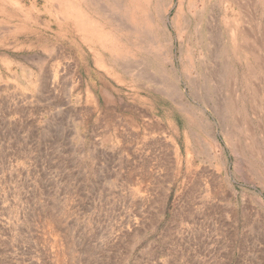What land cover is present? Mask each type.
Instances as JSON below:
<instances>
[{"label":"rangeland","instance_id":"374dc122","mask_svg":"<svg viewBox=\"0 0 264 264\" xmlns=\"http://www.w3.org/2000/svg\"><path fill=\"white\" fill-rule=\"evenodd\" d=\"M249 1L0 0V51L110 134L104 167L81 145L56 167L1 145L0 264H264V0ZM106 82L155 110L99 118ZM166 136L171 190L152 196L163 166L136 150Z\"/></svg>","mask_w":264,"mask_h":264},{"label":"crops","instance_id":"0c3cea01","mask_svg":"<svg viewBox=\"0 0 264 264\" xmlns=\"http://www.w3.org/2000/svg\"><path fill=\"white\" fill-rule=\"evenodd\" d=\"M21 57L19 54L0 51V148L1 145L4 148H21L26 151L25 155L26 153L35 155L36 151H42L43 155L52 158L54 167H56V160L63 155L65 144L69 143L71 149L74 150L81 145L84 146L82 156L92 158V165L96 163L104 167L106 165L104 158L109 151L106 149L107 138L110 136L107 128L100 125L87 133L82 127L83 121L77 117L73 118L71 110L68 115L63 116V105L56 85H51L48 91L44 88L38 92V84L32 80L30 67L23 62ZM88 78L91 84H96V80H101L99 76L96 77L93 74H90ZM70 84H72V79ZM110 87L111 84L108 85L107 82L102 87L105 95L104 107L87 106V110L97 111L99 118H102L103 114L105 116L115 111L119 117L123 115L125 119L126 110L140 109L148 112L156 108L154 100L148 95L134 94L128 99L133 103H127L125 94L119 92L116 95L110 91ZM99 120L102 121V119ZM124 130L123 128L122 132L125 135ZM66 132L68 133L65 135ZM121 138L122 135L119 132L117 150L114 151H117L118 157L123 156L124 158L126 147L121 146ZM160 140L158 148L151 146L136 150V154L140 156L139 164L143 168L153 164L163 166L160 172L156 171L150 176V179L156 183L150 192L152 196H167L171 190L168 182L172 181V174L167 167L172 166L174 162L173 144L170 143L168 146V136L161 137ZM163 152H165V157H162ZM73 156H77L76 151ZM152 160L155 162L152 163ZM86 164L88 166V162ZM117 165L119 166L117 169L122 165L125 170V160L122 163L118 162ZM54 171L56 172V168ZM82 179L85 181L93 179L88 169Z\"/></svg>","mask_w":264,"mask_h":264},{"label":"bare ground","instance_id":"6f19581e","mask_svg":"<svg viewBox=\"0 0 264 264\" xmlns=\"http://www.w3.org/2000/svg\"><path fill=\"white\" fill-rule=\"evenodd\" d=\"M248 1H249V0H248ZM257 1H258V0H257ZM249 2H250V1H249ZM251 2H252V1H251ZM236 3H237V0H236ZM241 3H242V2H241ZM249 5H250V3H249ZM252 5H253V4L251 3L250 7H252ZM243 6H246V7H247L246 4H243ZM243 6L240 5V7H241L240 10H241L242 12H243V9H244ZM258 6H259V5H258ZM261 6H262V5H261ZM122 7H123V6H122ZM250 7H249V8H250ZM120 8H121V7H120ZM249 8H248V9H249ZM245 9H246V8H245ZM248 9H246V10H248ZM259 9H260V8H259ZM253 10H254V9H253ZM124 11H125V10H124ZM131 13H132V12H131ZM249 14H250V13H249ZM161 16H162V15H161ZM161 16H160V17H161ZM243 16H244V15H243ZM243 19H244V18H243ZM247 20H248V19H247ZM252 20H253V19H252ZM249 22H250V21H249ZM251 22H253V21H251ZM124 24H125V23H124ZM124 24H123V25H124ZM255 25H256V22H255ZM125 26H126V25H125ZM263 26H264V25H263ZM256 27H257V26H256ZM251 28H252V27H251ZM263 28H264V27H263ZM245 29H246V28H245ZM247 29H248V28H247ZM128 30H129V29H128ZM248 30H249V29H248ZM254 30H255V28H254ZM215 31H216V30H215ZM216 34H217V33H216ZM251 34H252V32H251ZM251 34H250V35H251ZM250 35H249V36H250ZM252 35H253V34H252ZM252 37H254V36H252ZM263 41H264V40H263ZM258 42H259V41H258ZM242 43L245 45L246 43H250V41H247L246 43H244V41H243ZM242 43H241V44H242ZM243 44H242V45H243ZM262 44H263V43H261V45H262ZM244 45H243V46H244ZM247 45H248V44H247ZM247 45H245V46H247ZM248 46H249V45H248ZM253 46H254V44H253ZM245 48H246V47H245ZM248 48H250V47H248ZM246 49H247V48H246ZM251 53H253V52H251ZM253 55H254V54H253ZM255 56H256V55H255ZM257 57H259V56H257ZM257 57H256V58H257ZM256 61H257V60H256ZM188 114H190V113H188Z\"/></svg>","mask_w":264,"mask_h":264}]
</instances>
